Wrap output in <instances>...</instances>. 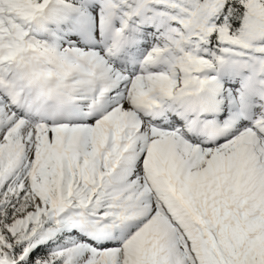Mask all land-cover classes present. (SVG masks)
Returning a JSON list of instances; mask_svg holds the SVG:
<instances>
[{"label": "snow or ice", "instance_id": "6c2138e0", "mask_svg": "<svg viewBox=\"0 0 264 264\" xmlns=\"http://www.w3.org/2000/svg\"><path fill=\"white\" fill-rule=\"evenodd\" d=\"M0 264H264V0H0Z\"/></svg>", "mask_w": 264, "mask_h": 264}]
</instances>
